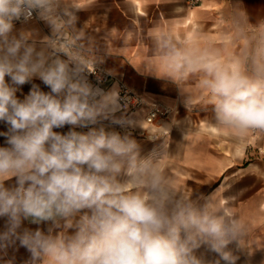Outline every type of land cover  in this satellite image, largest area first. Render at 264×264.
Here are the masks:
<instances>
[{
    "label": "clouds",
    "instance_id": "obj_1",
    "mask_svg": "<svg viewBox=\"0 0 264 264\" xmlns=\"http://www.w3.org/2000/svg\"><path fill=\"white\" fill-rule=\"evenodd\" d=\"M241 5L221 13L216 39L154 30L156 57L137 69L236 139L264 132V16ZM89 10L0 0V264H15L8 250L19 247L24 264H237L230 245L264 250L227 200L177 186L164 162L172 129L183 136L188 120L173 106L170 122L145 129L153 118L137 105H152L105 87L116 75L103 67L111 34L81 23Z\"/></svg>",
    "mask_w": 264,
    "mask_h": 264
},
{
    "label": "crops",
    "instance_id": "obj_2",
    "mask_svg": "<svg viewBox=\"0 0 264 264\" xmlns=\"http://www.w3.org/2000/svg\"><path fill=\"white\" fill-rule=\"evenodd\" d=\"M80 2L90 6L89 11L80 13L81 23L86 21L90 30L100 33L109 31L111 34L108 44L113 56L107 58L103 67L114 71L115 79L122 78L129 89L148 102H158L170 109L166 118L152 124L145 123V129L158 130L157 124L170 122L173 106L178 112L177 119L186 117L188 120L183 136L173 128L168 138L170 155L164 165L175 178L177 186L188 195L200 192L227 200L232 211L247 222L254 229L257 240L264 243V157L255 151L259 141L250 133L236 139L228 131L210 128V111L194 108L187 113L178 103L174 85L137 70L145 61L156 57L151 38L154 30L171 28L182 38L200 31L204 37L216 39L220 34L221 13L231 9L238 0H199L194 7H190L186 0ZM240 2L253 19L264 16V0ZM178 8L181 11H176ZM113 83L116 81L107 83L105 87ZM29 87L25 85L23 92L27 93ZM137 138L146 150L153 147L139 132ZM2 143L3 139L0 138ZM3 223L0 219V229ZM229 247L239 257L237 264H264V250H257L249 257L244 252L235 251L234 245ZM200 252L210 261L218 259L216 254L205 249ZM11 257L15 258V264H24L29 253L23 247L9 249L7 258Z\"/></svg>",
    "mask_w": 264,
    "mask_h": 264
},
{
    "label": "built area",
    "instance_id": "obj_3",
    "mask_svg": "<svg viewBox=\"0 0 264 264\" xmlns=\"http://www.w3.org/2000/svg\"><path fill=\"white\" fill-rule=\"evenodd\" d=\"M186 2L190 7H194L198 5L199 0H186ZM113 81H116V83H118L119 87L121 88L122 93H126L130 96L139 97L141 99H144L143 96L129 89L122 78L115 79L112 76H109L107 78L106 84L111 83ZM149 104L152 105L151 108H148L147 105H137L138 108H144L150 112V115L153 118V120L149 119L146 122L147 124H152L158 119L166 118L170 114V109L158 102L153 101V102H149ZM250 135L259 141L258 146L255 148L257 155L264 157V132H259V131L251 132Z\"/></svg>",
    "mask_w": 264,
    "mask_h": 264
}]
</instances>
